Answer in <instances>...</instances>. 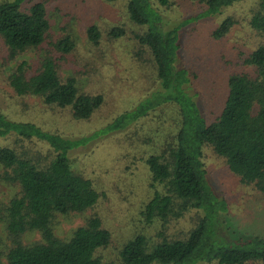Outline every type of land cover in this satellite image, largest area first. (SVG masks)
Instances as JSON below:
<instances>
[{"label":"trees","instance_id":"obj_1","mask_svg":"<svg viewBox=\"0 0 264 264\" xmlns=\"http://www.w3.org/2000/svg\"><path fill=\"white\" fill-rule=\"evenodd\" d=\"M195 1L202 9L194 17L205 18L241 0ZM168 4L169 0L125 3L127 19L143 27L135 39L153 60L156 91L112 117L105 127L115 130L135 125L154 107H166L163 124L153 129L156 145L142 158L147 196L137 211L141 225L118 243L115 259L117 264H264V236L238 232L227 223V203L208 184L202 160L203 149H211L240 183L264 196V44L235 55L240 69L229 70L221 81L214 79L208 67L207 86L198 91L189 70L176 65L177 26L167 27L159 8ZM234 22L231 15L224 16L209 37L220 40ZM248 24L264 30V0L256 1ZM49 28L41 0L0 1V47L4 59L14 61L6 83L17 96L67 107L74 119H87L103 103V96L79 91L74 75H59V61L73 50L74 39L64 33L49 40ZM85 32L88 42L96 45L97 25L88 24ZM108 32L116 38L123 29L112 26ZM30 51L37 52L35 59L21 55ZM218 85L223 87L221 103L207 111V95L214 94ZM9 136L20 145H0V183L11 189L8 199L0 201L4 236V240L0 238V264H107L98 251L106 249L111 234L96 211L106 190L73 171L67 157L79 140L0 111V138ZM25 141L46 146L45 157L38 151L32 156L19 149ZM86 211L89 214L69 236L53 234L56 214ZM186 215L188 226L181 233L166 234L170 223ZM156 226L160 230L157 239H152L147 229ZM34 231L38 238L22 240L24 233Z\"/></svg>","mask_w":264,"mask_h":264},{"label":"rangeland","instance_id":"obj_2","mask_svg":"<svg viewBox=\"0 0 264 264\" xmlns=\"http://www.w3.org/2000/svg\"><path fill=\"white\" fill-rule=\"evenodd\" d=\"M41 1L45 4L50 23L47 39L53 40L64 33L70 34L74 39L73 50L59 61V75H74L79 91L100 93L103 103L87 119H74L67 107L47 106L36 97L15 95L6 83V76L14 61L4 59L0 47V111L12 119L32 121L45 130L79 140L67 152L70 167L90 179L94 186L106 190V197L99 203L96 211L102 225L109 230L111 239L106 249L99 250L98 254L107 264H117L115 248L118 243L134 230V226L141 225L137 211L141 201L147 196L142 158L156 145L157 135L153 129L163 124V109L166 104L149 110L135 125L132 123L120 129H106V123L112 117L130 109L132 105L153 95L152 91H156L153 60L149 51L135 39V35L141 33L143 27L127 19L126 0ZM256 1L241 0L222 9L219 14L205 18L194 17L202 9L195 0H169L167 7L159 6L167 27L177 26L178 49L175 62L189 70L196 90L200 91L207 86L205 76L208 67L213 72L214 79L221 81L229 70L240 69L236 65L238 59L235 55L252 50L257 44H264V30H254L248 24ZM30 2L22 7L28 6ZM226 15H231L235 22L223 38L211 39L210 31ZM190 17L192 18L188 22H182ZM90 23L99 28L96 45L86 38L85 30ZM112 26L122 28V34L116 38L109 36L108 31ZM43 47L48 48L46 44ZM21 55L27 59H35L37 52L30 51ZM192 73L196 76H192ZM222 88L215 86L214 94L207 95L208 102H204L207 111L214 106L216 109L219 107ZM1 144L17 148L20 145L14 143L13 136L0 138ZM22 144L23 147L19 149H25L32 156L39 152L41 158H44L47 153L46 146L39 141H25ZM202 160L208 184L227 203V223L238 232L264 236V196L251 185L240 183L211 149H203ZM9 195V186L0 183V201H6ZM88 214L89 211L56 214L52 221L53 234L63 238L69 236L71 230L82 224ZM188 221L186 215L170 223L165 230L166 234L174 235L177 231L181 233L188 226ZM159 230L158 226L150 227L147 233L152 239H157ZM22 237L27 242L38 238V233L27 232ZM0 238L4 240L1 230Z\"/></svg>","mask_w":264,"mask_h":264}]
</instances>
